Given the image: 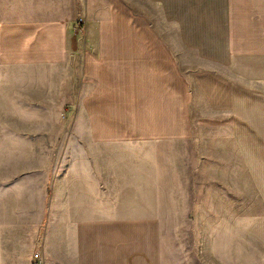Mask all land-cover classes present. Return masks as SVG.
<instances>
[{
	"label": "crops",
	"instance_id": "1",
	"mask_svg": "<svg viewBox=\"0 0 264 264\" xmlns=\"http://www.w3.org/2000/svg\"><path fill=\"white\" fill-rule=\"evenodd\" d=\"M28 1L0 22V66L63 72L80 55L74 128L102 150L1 189L0 264H162L156 149L193 137L191 86L264 161V0Z\"/></svg>",
	"mask_w": 264,
	"mask_h": 264
},
{
	"label": "rangeland",
	"instance_id": "2",
	"mask_svg": "<svg viewBox=\"0 0 264 264\" xmlns=\"http://www.w3.org/2000/svg\"><path fill=\"white\" fill-rule=\"evenodd\" d=\"M127 3L145 7V0ZM28 4L0 0V22ZM81 62L80 55L73 57L63 72L0 66V191L24 174L50 173L61 153L102 150L81 142L84 129L74 128ZM191 91L193 137L156 149L161 262L264 264V161L260 152L246 159L230 141L228 126L215 124ZM109 150L140 149L116 144Z\"/></svg>",
	"mask_w": 264,
	"mask_h": 264
},
{
	"label": "built area",
	"instance_id": "3",
	"mask_svg": "<svg viewBox=\"0 0 264 264\" xmlns=\"http://www.w3.org/2000/svg\"><path fill=\"white\" fill-rule=\"evenodd\" d=\"M34 259L37 261L36 264H42L41 258L39 257V255H35Z\"/></svg>",
	"mask_w": 264,
	"mask_h": 264
}]
</instances>
